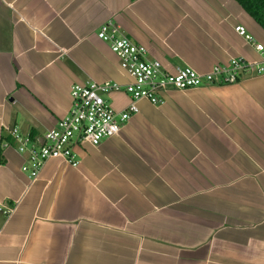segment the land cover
<instances>
[{"label":"crops","instance_id":"1","mask_svg":"<svg viewBox=\"0 0 264 264\" xmlns=\"http://www.w3.org/2000/svg\"><path fill=\"white\" fill-rule=\"evenodd\" d=\"M108 20L168 69L256 59L238 24L264 45L234 0H0V264H264V74L139 99L76 165L21 171L9 129L42 135L71 85L128 80L96 37Z\"/></svg>","mask_w":264,"mask_h":264},{"label":"built area","instance_id":"2","mask_svg":"<svg viewBox=\"0 0 264 264\" xmlns=\"http://www.w3.org/2000/svg\"><path fill=\"white\" fill-rule=\"evenodd\" d=\"M233 30L254 48L258 57H232L226 63L215 64L208 72L199 73L189 67H164L160 61L150 59L146 47L125 36L113 21L101 23L96 37L109 45L128 80L125 83L87 81L71 85V104L66 115L42 135L33 137L21 134L16 127L9 129L17 152L25 156L21 171L34 181L49 159H61L76 165L73 147L81 142L97 146L101 140L116 135L123 123L137 112L136 101L139 99L160 104L163 102L160 93L168 88L234 83L241 74H264V45L243 25H235ZM115 93L130 98L122 111H116L110 102Z\"/></svg>","mask_w":264,"mask_h":264},{"label":"trees","instance_id":"3","mask_svg":"<svg viewBox=\"0 0 264 264\" xmlns=\"http://www.w3.org/2000/svg\"><path fill=\"white\" fill-rule=\"evenodd\" d=\"M264 30V0H234Z\"/></svg>","mask_w":264,"mask_h":264}]
</instances>
